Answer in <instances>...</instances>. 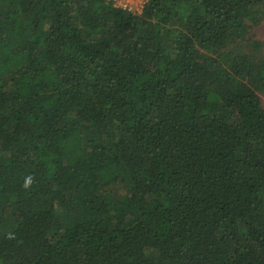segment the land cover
Instances as JSON below:
<instances>
[{"label":"trees","instance_id":"16d2710c","mask_svg":"<svg viewBox=\"0 0 264 264\" xmlns=\"http://www.w3.org/2000/svg\"><path fill=\"white\" fill-rule=\"evenodd\" d=\"M262 23L0 0V264H264Z\"/></svg>","mask_w":264,"mask_h":264},{"label":"rangeland","instance_id":"374dc122","mask_svg":"<svg viewBox=\"0 0 264 264\" xmlns=\"http://www.w3.org/2000/svg\"><path fill=\"white\" fill-rule=\"evenodd\" d=\"M145 2H146V0H129V3L132 4V7L135 8V10H137L136 14L141 12V8L143 7V4ZM252 32L254 35L253 36L254 37L253 42H251V44L248 43L250 46H252V48H246V47H244V48L248 52L253 53V55H255L257 57H262V56H264V23L253 27ZM173 39H174V37L171 38L168 36V38L165 39V41H164L166 48L170 51H172V48H173V42H172ZM244 45H246V44H242L241 46L243 47ZM260 99H261L262 107L264 109V97L260 96Z\"/></svg>","mask_w":264,"mask_h":264},{"label":"built area","instance_id":"2783aa9c","mask_svg":"<svg viewBox=\"0 0 264 264\" xmlns=\"http://www.w3.org/2000/svg\"><path fill=\"white\" fill-rule=\"evenodd\" d=\"M109 1L115 7L124 9V10L129 11V12L134 13V14L137 13V10H135V8L132 7V4L129 3V0H109Z\"/></svg>","mask_w":264,"mask_h":264},{"label":"clouds","instance_id":"9594fccd","mask_svg":"<svg viewBox=\"0 0 264 264\" xmlns=\"http://www.w3.org/2000/svg\"><path fill=\"white\" fill-rule=\"evenodd\" d=\"M31 182H32V178L31 177H28L27 179H26V181H25V187H28L30 184H31Z\"/></svg>","mask_w":264,"mask_h":264},{"label":"crops","instance_id":"0c3cea01","mask_svg":"<svg viewBox=\"0 0 264 264\" xmlns=\"http://www.w3.org/2000/svg\"><path fill=\"white\" fill-rule=\"evenodd\" d=\"M147 1V0H146Z\"/></svg>","mask_w":264,"mask_h":264}]
</instances>
